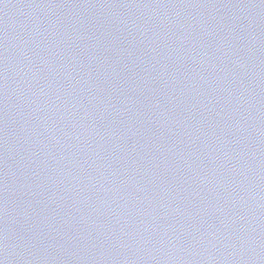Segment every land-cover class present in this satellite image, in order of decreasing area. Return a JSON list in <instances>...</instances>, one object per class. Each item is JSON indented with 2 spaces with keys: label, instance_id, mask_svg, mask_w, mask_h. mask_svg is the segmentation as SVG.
<instances>
[{
  "label": "water",
  "instance_id": "1",
  "mask_svg": "<svg viewBox=\"0 0 264 264\" xmlns=\"http://www.w3.org/2000/svg\"><path fill=\"white\" fill-rule=\"evenodd\" d=\"M0 264H264V0H0Z\"/></svg>",
  "mask_w": 264,
  "mask_h": 264
}]
</instances>
